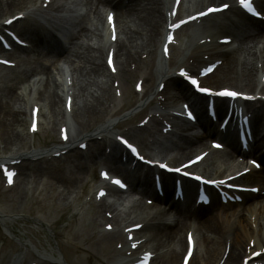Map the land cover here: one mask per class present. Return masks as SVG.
Wrapping results in <instances>:
<instances>
[{"label": "bare ground", "instance_id": "bare-ground-1", "mask_svg": "<svg viewBox=\"0 0 264 264\" xmlns=\"http://www.w3.org/2000/svg\"><path fill=\"white\" fill-rule=\"evenodd\" d=\"M26 1L28 0H0V18L2 15L19 8ZM83 2L85 15L75 18V21L66 29L63 42L56 40L55 37L54 39L47 32L40 31L38 25L33 22L26 21V23H29L28 26L22 27L19 31L21 40L43 46L45 56L49 58V61H54V64L51 66L50 64H42L25 69L22 75L15 78L14 85L5 91V95L3 96L4 101L0 99V142L4 145V148L8 149L21 145L30 135L31 112L29 114L28 105H32L31 111L38 109V129L42 127L46 120H48V122L46 121L47 124L55 125L59 121L63 123L62 125H66L65 104L67 98L63 99L61 83H58L61 76L57 71V66H55L59 56H62V61L65 64L72 67L75 73L76 86H79L77 92L70 95L71 119L79 128L88 125L91 120L102 114L109 107L108 103L113 101L112 82L114 79H119L122 83L131 81L134 74L132 70H139L144 65V62L141 60L143 53L150 56L152 61L154 60L157 52V43L162 35L164 25L169 20V16L167 15L169 0H83ZM108 2L118 11V20L123 19L122 22L126 25V29L119 32L114 45L110 44L112 48H115L113 58L117 66L116 68L119 69L116 76L107 74L108 69L101 62L104 49L107 50L110 46L108 37L103 33V29L99 27L98 21H101L103 8ZM183 2L184 0H181L176 7V16L179 15L178 13L182 14L183 12H197V10L204 6H214L213 4L219 2L218 6H228L226 10L228 13L240 14L238 16L240 20H232L225 13H222L218 16L220 20H211L207 24L205 23L204 25L212 27L215 31V33L211 34L212 38L217 37L219 38L218 40L222 39V47H218L212 51V49L206 48L210 46L209 43H201L198 46L194 45L191 47L189 56L185 58V61L183 60V55L188 46L182 49V42H177L176 47L182 50H179L176 54V61H174V64L177 63L176 69L178 68L177 70L179 71L186 67V71L193 72L195 69L193 66L194 61L198 63V68L199 65L206 67L210 66L209 64H213L211 65L214 68L213 72L203 78L208 83L211 81L212 85H220L226 82L241 93L243 91L240 90L241 88L247 92L248 90L252 92L254 89L256 91L258 86L261 87L259 72L262 69L261 67L264 66V18L262 20L245 19L241 16L244 14L235 6V0H187L188 4L185 8L183 7ZM261 3V11L264 13V2L262 1ZM207 20L208 18L205 19V21ZM193 24L195 22L191 25ZM12 26H15V22ZM92 39L99 42L97 47H94L95 44L90 43ZM225 39H227V42L223 41ZM175 43L176 41H173V43L169 44L170 49H175ZM204 48L206 49L204 50ZM16 49L19 48L16 47ZM191 60L193 62L189 64ZM261 73L263 75L262 71ZM32 76L37 77L32 86L37 85L39 88V93L33 102L30 101L31 99H25L24 93L17 92L19 89H22L19 86L23 85V82ZM151 76L157 78L159 73L151 69ZM98 77L105 78L104 83L109 84L107 88L102 87L97 89L99 84L104 85L103 81L99 80ZM161 79H166L168 84L179 82V79L170 75V73L163 75ZM78 81L82 83L84 90H82ZM81 92L85 93L82 94ZM252 100L257 105L255 107L257 110L253 117V122L257 123L264 117V103L255 98ZM15 104L19 106L13 108L12 105ZM194 108L199 112L201 117L200 121H197L196 124L203 130V133H191L193 124L182 120L181 123L177 124L176 130L171 132L176 138L175 140L165 142L155 139V144L161 147L162 152L165 153L164 155H167L163 157V160H168L169 163H177L203 146L208 138L216 135L215 129L212 128V125L199 109V106L194 104ZM164 120L168 121L166 118ZM158 121L154 120L155 124ZM131 131L134 138L142 135L144 132V130L142 131L139 128L132 129ZM254 138L255 141L262 139L257 132ZM229 144V150L219 157H213L211 164L218 161L232 162L231 159L234 157V153L239 152L240 149L237 142H230ZM97 146L99 147L98 150L104 155L105 148H102V144L99 143ZM109 146L116 148L114 144H110ZM90 147L91 145L87 144V148ZM23 155L21 154L20 156ZM67 156L71 157V155ZM108 161L105 164L106 167L114 165L109 171L113 172V174L122 173L121 169H119L120 158L118 155L117 158L110 155ZM199 166L196 168L198 169ZM84 168L76 171L75 174L77 176L72 180L66 181L63 177H57L55 181L59 182L68 191L70 187H74L80 182ZM140 176L138 177L139 180ZM123 177L128 182L131 181V190H136L139 195H142L143 192H152L151 194L155 197V201L161 202L167 199V190L171 186V183L175 181L173 175L163 174V183L166 189H164L163 198L158 197L157 199L156 193L145 180H143V183L146 186L143 187L141 184L133 182L135 179L134 175L125 173ZM240 181L253 185L252 187H258L257 195L260 197L259 202L256 201V204H259L258 212L260 216L258 234L253 229L252 223L253 212L257 207L253 205V202L246 204L249 196L247 194H241L242 204L245 205L238 212L214 205L219 199L215 194L212 195L211 206L208 205L206 209L205 206H198L193 210L190 207H180L176 203H173L174 205L172 204L173 206L169 207L166 213H164L166 215L169 211H173L174 216L170 221H160V223H157L152 218L136 222L143 223L144 225L140 231L150 232L151 238L156 242L155 247L146 250H151L150 252L153 254L162 251L152 258L151 264L157 258L159 264L177 263L179 249L183 247L184 251H186L187 248L186 236H181L182 231H185L186 235L188 231L193 230L200 235L201 241L198 243V246L202 247L200 255L202 262H197L196 264H236L243 258V255L245 256L252 241L256 246L262 244V242L264 244V240L260 238V234L264 230V177L261 175H256L255 177L247 176ZM184 187L188 195H193L197 185L195 183H185ZM18 193H20L19 190ZM21 195L23 196V193ZM97 206L96 215L100 218H103V216L107 217L105 222L101 224L100 240L105 242L107 246L113 244V249L118 244L122 245L123 249L115 251L116 255H122V250L127 247L128 241L125 240V233L120 228V224L126 223L127 220L125 218L117 219L115 216L113 217L114 210H110V206L108 205V207L105 201H100ZM209 206L210 208H208ZM134 209L140 208L134 206ZM244 211L248 212L247 216L243 215ZM251 211L252 213H250ZM229 214L235 217L232 223H227ZM112 222H115V224ZM110 225L116 227L114 231H112ZM86 232L85 230H81L77 232V235H86ZM138 233L141 232H136L135 234ZM170 246H173V248L164 250ZM227 246L228 250L226 251ZM196 251L197 245L192 259ZM112 258L108 257V259ZM122 259L125 260L126 257ZM192 259L189 264H195Z\"/></svg>", "mask_w": 264, "mask_h": 264}, {"label": "rangeland", "instance_id": "rangeland-1", "mask_svg": "<svg viewBox=\"0 0 264 264\" xmlns=\"http://www.w3.org/2000/svg\"><path fill=\"white\" fill-rule=\"evenodd\" d=\"M36 1L37 7L34 6ZM42 1L43 0H28L19 8L2 16L11 14L13 15L19 11H25L27 13V21L35 23L38 25L40 30L45 31L46 26L52 28V25L57 26L58 24L64 23L71 25L75 21V18H80L78 17V14L85 15V6L83 0H51L50 4H46V6H42L46 3L44 2L41 4ZM170 1L171 0H169V2ZM100 19L101 21H98V25L101 28L103 17ZM212 19L219 20L220 17L213 16ZM122 21L123 19L118 20L119 31L126 29V25ZM28 24L29 23H26V21L21 22L17 24V28L21 30L22 27L28 26ZM208 32L213 33L214 31L209 30L206 25H202L201 28L196 27L194 30L193 28H185L180 33H178V42H182V49L185 46H188L186 51H184V61L185 58L189 56V51L191 50L192 46H198L201 45L202 42H205L204 40L207 39L206 35H208ZM161 39L162 35L160 36V39L157 43V55L153 61L151 60L150 56L144 57L146 55L145 53H143L141 56V60L144 62V65L140 71L143 74L148 73V79L146 80V83H144L143 90L154 89L156 85L157 79L153 80V76H151V69L155 72H159V74L164 72L173 73L174 70H172V68L174 66V61H176V54L179 52V50H182L179 47H175V49H172V58L167 60L165 59L163 61L161 58H159ZM90 43L93 45L95 44L94 47H97V44H99V42L95 41V39H92ZM216 46L217 44L214 45V47ZM37 49V45L29 43V48L26 49V51H22L20 53V56L23 60L18 62L16 67L10 69L0 67L1 101H4L3 96L5 95V91L14 85L15 78L22 75V72H24L25 69L31 67L33 68L42 64H50V66L54 64V61H49V58L45 56V53L40 50L38 51ZM0 54L2 53L0 52ZM105 56L106 50L103 51L101 57V62L106 68ZM57 59L58 62L55 63V66H57V71L61 76L59 77L60 79L58 80V83H63V81L67 78V80H70V86H67V88H70V90L74 93L77 92L79 86H76L77 83L75 79V73L72 70V67L62 61V56H59ZM139 77L140 75H136L135 73L132 80L128 84L125 83L123 86L122 83V86L120 87L123 92L122 98L121 96H118V93L117 95L115 93L113 96V92H116V89H118V86H116L112 92V97L114 99L111 101V103H108L109 107L105 109L102 114L91 120L85 127L79 128L72 121L70 114L69 120L71 123H69L68 126L72 131V138L77 139L78 137L82 136H92L97 132L99 126L109 125L111 120H122L119 121V126H122V129L134 127V123L141 119L145 113V111H142L143 108H145V104L143 103L144 100L139 103L138 101L140 96L133 92L134 85ZM36 78L37 77L32 76L25 80L23 85L19 86L22 89L17 91L18 93H24L25 99H29L30 97L32 102L35 101L39 93V88L37 85L32 86V83L34 80H36ZM98 79L102 80L104 83L105 78L102 79L98 77ZM206 84L208 83L206 82ZM80 85L82 90H84L82 83H80ZM108 85V83H104V85L99 84L97 89L102 87L107 88ZM213 86L231 87V85L226 82ZM240 90L246 91L242 88ZM250 91L248 90V92ZM81 93L84 94L85 92ZM18 106L19 105L17 104L12 105L13 108ZM127 109H130L129 113L122 115V112L124 110L127 111ZM28 111L29 113L31 111L29 105ZM46 121L48 122V120ZM46 121H44L42 127L35 135L28 136L25 139V142L21 143L19 146L17 145L7 149L4 148V145L0 142V157H4L7 155V153H14L15 151L19 150L26 152V156L30 158L29 153L33 150L36 151L38 149H42L43 147L50 148L51 145H53L52 143H56L60 137V122L58 121L55 123V125H52L47 124ZM147 138L148 136L145 134L142 142H140L138 139H136V141L144 146V142ZM96 141L101 140H95V142ZM75 145L76 144H73V146ZM93 151L100 153L96 148H93ZM221 154H223V152H214L212 157L220 156ZM87 157L90 156L84 151H78V153H75L74 150L71 153V157L66 158L65 156V159L57 160L49 158L38 161H31V158L25 159L24 162L19 166L21 183L18 185V187L15 186V188L9 189L7 191L3 186L4 179L0 174V264H10L11 260L14 258L17 264H28L30 261H38L39 264H41L43 261L42 258H50L52 255L57 257L59 260L62 259L63 264L112 263H108V258L105 261V258H111L114 256V245L109 244V246H107V244L102 242L99 238L101 237V224L104 222L105 217L103 216V219L96 215L98 208L97 202H95L94 198L89 197V193L94 187L93 181L96 174V167L94 162L90 161ZM219 165L220 163L218 165H214V163L211 164L210 161L208 164L202 166V170H208L211 175L215 174L213 173L214 171L219 170V173L215 176H220L223 172V168L221 169V166ZM224 167H226V165ZM82 168H84V173L81 176L80 182H78L74 187H70L68 191H66L65 188L59 184V182L55 181L57 177H63V179L66 181L72 180L77 176V174H75L76 171L81 170ZM212 169L213 171H211ZM84 183H87V185H84ZM18 190L20 193H18ZM22 193L23 196L21 195ZM136 198V193L131 196L130 199L128 197L129 200L126 202L127 207H125L124 211H121V208L115 206L117 208L115 215L119 214V219L125 218L127 221L130 220L129 222L126 221V224L134 223L137 221V219L142 218L144 215H156L159 218L161 217L159 215V212L161 213V211L157 209L153 210L154 208L152 207H147L144 199L140 198L139 200H136ZM259 200L260 197L258 195H250L248 196V202H246V204L253 202V205H256L257 207L252 216L254 230L257 234L260 216L258 212L259 204H256V201L259 202ZM244 205L245 204L233 203L230 206L226 207L225 205H222L221 207L224 206L225 208L238 212L241 211ZM134 206H138L140 209H134ZM250 213H252V211ZM230 214L228 216L227 223H232L235 220V217L230 216ZM243 215L247 216L248 212L244 211ZM172 216L173 213L165 217H161V219L164 218L165 220H170L172 219ZM37 220L44 222L45 225L37 224ZM112 223L115 224V222ZM123 225L124 223L120 224V228ZM247 229H249V227H247ZM81 230L87 231L86 235H77V232ZM192 233L197 245V251L192 260L196 264L197 262H202L200 259L202 247L200 245L198 246V243L201 241L199 237L200 235L193 230ZM141 235H143V233ZM182 235L184 237L185 231L181 232V236ZM263 235L264 230H262L260 237H263ZM145 238L148 240L145 243V246L155 247L156 242L151 238L150 232L145 233ZM171 248H173V246L167 247L164 250H170ZM179 250H177L179 251V255L176 264L180 263V258L184 248L182 247ZM161 252H157V254ZM121 258L122 256L117 255L113 257V260L117 259L116 261H118ZM155 260L153 261V264H159L157 262L158 258ZM59 264H61V260Z\"/></svg>", "mask_w": 264, "mask_h": 264}, {"label": "snow or ice", "instance_id": "snow-or-ice-1", "mask_svg": "<svg viewBox=\"0 0 264 264\" xmlns=\"http://www.w3.org/2000/svg\"><path fill=\"white\" fill-rule=\"evenodd\" d=\"M239 3L242 5V7H244V8H246L249 12H253V8H252V5H251V3H250V0H239ZM226 7H228L227 5H221V8L220 9H214V8H210L209 9V11L211 12V11H218V10H222L223 8H226ZM169 39L171 40V37H169ZM181 75H184V73H183V71H181ZM191 84L193 85V86H196L197 85V81L195 80V79H191ZM199 91L200 92H209V89L208 88H205V87H199ZM220 95L221 96H228V97H236L237 95H238V93L237 92H233V91H227V90H225V91H222L221 93H220ZM121 143L122 144H125L126 145V147H128L129 148V150L133 153V154H136V148L135 147H133L130 143H128L126 140H124V139H121ZM215 147H220V145H218V144H216V145H214ZM197 160L198 159H200V157H197L196 158ZM160 167H166V165H160ZM177 171H179V169H177ZM7 175L9 176V177H11L12 176V173H7ZM198 179H199V177H198ZM9 182H11V181H9ZM115 184H117V185H120V187H124V185L123 184H121V182L119 181V180H114L113 181Z\"/></svg>", "mask_w": 264, "mask_h": 264}]
</instances>
